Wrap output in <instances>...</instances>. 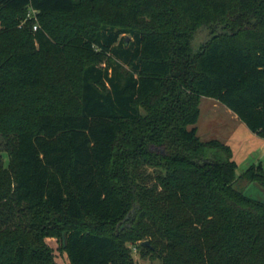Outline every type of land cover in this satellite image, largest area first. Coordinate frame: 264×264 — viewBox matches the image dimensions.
<instances>
[{
  "label": "trees",
  "instance_id": "16d2710c",
  "mask_svg": "<svg viewBox=\"0 0 264 264\" xmlns=\"http://www.w3.org/2000/svg\"><path fill=\"white\" fill-rule=\"evenodd\" d=\"M201 97L264 139V0H0V264H56L48 238L68 264H264V173L200 140Z\"/></svg>",
  "mask_w": 264,
  "mask_h": 264
},
{
  "label": "rangeland",
  "instance_id": "374dc122",
  "mask_svg": "<svg viewBox=\"0 0 264 264\" xmlns=\"http://www.w3.org/2000/svg\"><path fill=\"white\" fill-rule=\"evenodd\" d=\"M86 9L83 7L81 11L77 12L76 16H57L54 20L55 24L63 27H54L55 33L61 35L63 30L67 28V25H73L75 22H80V18L83 11ZM16 21H14V28L21 30L25 26L31 27V31H34V26L37 30L40 28L39 14L30 7H27L22 14H17ZM55 18V17H54ZM88 22H93L95 18H86ZM83 21V20H82ZM63 28V30H62ZM207 38L206 31H198L195 35V43H199ZM68 62H70L68 60ZM66 63L68 66V74L71 77H77L79 74V69L83 64L95 63L100 67H104L106 64V59L99 58H89L85 60H71V63ZM54 85L50 77L47 78ZM76 103V99L72 98V104ZM199 116L195 124L196 134L201 141L216 140L225 145H227L232 154V160L236 164V174L240 175L249 167L260 166L262 172L264 173V139L250 132L246 126L223 104L220 102L207 98L201 97L199 100ZM1 136V135H0ZM3 137H0V144L3 145ZM3 142V143H2ZM0 146V147H1ZM244 192L250 196L256 197L259 193V187L254 183H247L244 188ZM47 244L53 249L55 253L56 264H68V260L65 253L60 252L58 249L59 242L53 238L46 239ZM132 246V261L133 264H158L157 261L152 260L147 256H141L137 245Z\"/></svg>",
  "mask_w": 264,
  "mask_h": 264
},
{
  "label": "water",
  "instance_id": "95a60500",
  "mask_svg": "<svg viewBox=\"0 0 264 264\" xmlns=\"http://www.w3.org/2000/svg\"><path fill=\"white\" fill-rule=\"evenodd\" d=\"M128 40V38H126V41ZM142 246H149V242L148 241H143L141 243Z\"/></svg>",
  "mask_w": 264,
  "mask_h": 264
},
{
  "label": "built area",
  "instance_id": "2783aa9c",
  "mask_svg": "<svg viewBox=\"0 0 264 264\" xmlns=\"http://www.w3.org/2000/svg\"><path fill=\"white\" fill-rule=\"evenodd\" d=\"M33 28H34V30H36V28H37V27H36V26H34Z\"/></svg>",
  "mask_w": 264,
  "mask_h": 264
}]
</instances>
